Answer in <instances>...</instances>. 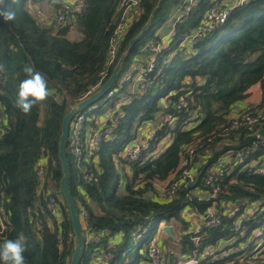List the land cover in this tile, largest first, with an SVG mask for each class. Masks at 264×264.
<instances>
[{
  "label": "trees",
  "instance_id": "1",
  "mask_svg": "<svg viewBox=\"0 0 264 264\" xmlns=\"http://www.w3.org/2000/svg\"><path fill=\"white\" fill-rule=\"evenodd\" d=\"M136 1V7L124 16L127 27L118 40L115 59L102 84L157 2ZM223 1L195 0L187 16L174 23L169 46L156 53L154 70L137 82L135 75L138 70H145L147 64L131 70L135 56L149 51L146 44L158 37L157 30L169 19L171 10L187 2L162 0L150 25L122 64L119 75H131L129 86L124 81L110 98L97 102L94 109L84 110L90 128L102 124L108 127L111 123L106 121L108 112L118 120L111 126V132L102 135L98 161L84 162L83 171H92L96 181L83 178L66 152L68 189L75 203L87 209L86 232L101 236L99 243L83 251L80 264H89L94 247L107 248L113 242L116 247L109 264H146L144 253L162 219L174 218L183 228V234L175 242L180 251L169 254V264H175L178 255H192L193 249L200 252L204 245L228 233L230 222L225 219L221 227L207 229L209 236L195 246L190 239L192 233L187 231L190 221L181 213L186 205L196 211L209 206L211 199L189 198L185 193L209 189L203 185L205 172L227 150L237 152L258 142L259 152L264 153L259 134L264 127V0L240 1L231 7L224 22L202 36H191L210 6H228V1ZM120 3L121 0H84L82 9L69 14V20L58 27L54 24L58 0H18L13 4L14 21L5 23L0 17V64L4 66L0 71V204L4 210L0 244L23 236L25 264H69L75 240L67 241V234L73 231L59 186L60 124L70 105L97 85L100 72L106 67L110 40L122 17ZM38 8L46 15L38 14ZM71 29L80 34L78 39L68 37ZM25 65L47 78L49 90L48 98L34 104L27 114L16 106L19 85L27 78ZM145 81L147 87L141 91L139 83ZM117 82L116 79L114 86ZM255 84L261 88L260 100L240 105L250 97ZM180 97L187 105L178 108ZM104 104L108 105L106 109H102ZM244 111L261 112L260 121L250 130L239 128L223 136L230 121ZM167 115L171 118L166 119ZM145 122L148 124L144 125ZM151 127L156 129L155 138L140 159L129 164L118 162L122 148L140 140ZM164 141L163 151L155 154ZM190 146L199 151L193 159L197 165L193 171L195 176L200 173L199 179L194 186H179L174 196L169 197L166 192L173 182L170 179L180 174L181 157ZM42 160L45 184L44 190H39L37 163ZM240 165L232 161L220 164L223 174L219 177L221 188L216 198L236 203L264 199V175L254 173L251 166ZM120 176L124 178L122 191L118 192ZM156 184H165V190ZM46 190L59 198L63 211L60 224L46 220L43 198ZM136 227L138 238L133 234ZM140 238L145 248L140 244L133 254L134 243Z\"/></svg>",
  "mask_w": 264,
  "mask_h": 264
},
{
  "label": "built area",
  "instance_id": "2",
  "mask_svg": "<svg viewBox=\"0 0 264 264\" xmlns=\"http://www.w3.org/2000/svg\"><path fill=\"white\" fill-rule=\"evenodd\" d=\"M239 0L236 3H239ZM59 9L54 17V24L56 27L63 25L67 22L68 15L80 11L83 7L84 0H58ZM236 3H231L218 8L213 5L208 11L209 21L204 22L202 27L204 31L197 32L193 31L191 36L197 37L202 36L206 32H209L215 25L222 23L228 16L229 10ZM137 5L136 0H121L120 8L122 9L121 20L117 23L113 36L110 40V46L107 51V62L104 70L100 72V79L97 81V85L91 87L90 91L95 90L102 84L103 79L107 76L108 67L113 63L116 55V47L118 40L123 36L127 27V18L124 16ZM191 0H188L185 4H182L183 10L176 11L173 15V20L171 23V28L169 29L167 35H171L174 28V23L177 20L183 19L187 16L190 7ZM37 7V6H36ZM38 14H42V11L38 8L36 9ZM169 46L168 39L163 37L152 38L147 44V49L151 52V57L148 59L147 67L145 70H138L135 75L136 81H141L146 76L147 72L154 70L155 55L157 52L166 49ZM131 78L130 74L124 76L123 81H118L116 86L114 84L104 93L100 98V103L104 100L110 98L114 92L121 88L124 81ZM147 81L139 83V89L144 91L147 87ZM114 86V87H113ZM89 91V92H90ZM87 93L90 94V93ZM92 93V92H91ZM86 95V96H87ZM187 102L183 97H180V102L177 104L178 108L186 106ZM97 104H93L90 107L77 112L69 122L68 136L66 141V152L70 154L73 158L75 166L81 170L83 173V178L87 180H97L92 171H83L84 162H97L98 155L97 149L101 142L102 135L105 132H111V126L117 122L118 117H114L112 113L108 112L106 115V121H111L108 127H104L103 124L97 128H90L86 125V110H91L96 108ZM85 110V111H84ZM264 115V112H263ZM262 116L261 112L253 114L244 111L243 115L240 117H234L228 126L223 131V136H227L230 131L237 130L239 128H244L250 130L256 123L260 121ZM171 118L170 115L166 116V119ZM191 124L187 123V127ZM156 129L151 127L147 129L143 137L135 142L125 145L121 152L119 153L118 162L124 161L127 164L137 161L141 157V153L145 151L150 142L155 138ZM2 133V128L0 126V135ZM264 142V136H262ZM166 141L160 142L158 148L162 150L166 146ZM199 151L196 150L194 146L187 147L186 153L181 157L180 168L181 172L177 176L174 174L170 180L173 179L169 190L166 195L173 197L175 191L179 186L190 187V184L195 179V172L193 169L197 166L194 162V155ZM209 152V150H208ZM258 142H254L249 147L241 148L237 152L234 150H227L224 155L219 157L213 165H210L203 178V185L207 186L208 190H191V194L185 193L186 196L191 198L195 196L198 200L206 199L212 200L208 207L203 211L192 210L190 205H186L181 211V213L190 221V226L187 231L192 233L190 239L195 246L201 242L205 237H208L207 229L219 228L224 224V220L228 219L230 222L228 233L217 237L214 242L207 243L204 245L200 252L197 253V248L193 249L192 255L182 256L181 259L175 261V264H199L200 262H207L208 264H264V199L261 200H244L241 203L231 202V201H221L216 198L217 193L220 191L219 177L223 174V168L220 164L225 163V161H232L235 164H241L242 168L251 166L254 173L264 175V153L259 152ZM256 155L252 158L250 155ZM157 154V150L155 151ZM37 179L39 184V190H44L45 184V161L37 163ZM161 186L164 191L165 184H156ZM194 186V185H193ZM43 198L45 202L46 209V220L51 223L60 224L63 219V211L59 198L53 195L50 191L46 190L43 192ZM186 202V200L184 201ZM180 203L179 205H182ZM77 206L78 214L80 218V223L85 234L84 238V249L89 248L92 244L99 243L101 241L100 234L87 233L86 232V222L88 217L87 209L83 206ZM176 223L180 224L177 220L173 218ZM40 222V220H38ZM167 221L166 223H168ZM160 224V222H159ZM4 226V210L0 204V228ZM163 231V230H162ZM174 232V231H173ZM135 238L139 237V230L136 227ZM183 234V228L179 230V234H175V240L178 239ZM156 235V234H155ZM74 234L69 232L67 234L68 243L73 241ZM159 239V237H158ZM158 239L153 236L150 241L144 255L147 257L146 264H169L170 256L168 251H164L162 244ZM75 240V239H74ZM75 243V242H74ZM115 243L113 242L107 248L94 247L90 253L89 264H109L113 257V251H115ZM172 254V253H171ZM181 257V256H180Z\"/></svg>",
  "mask_w": 264,
  "mask_h": 264
},
{
  "label": "water",
  "instance_id": "3",
  "mask_svg": "<svg viewBox=\"0 0 264 264\" xmlns=\"http://www.w3.org/2000/svg\"><path fill=\"white\" fill-rule=\"evenodd\" d=\"M161 1L162 0H157L156 5L151 10L145 23L141 26L140 30L129 40L127 48L118 57L110 75L104 81V83L94 92L88 94L82 99L71 104L68 111L64 114L61 120L60 134L58 138V153H57L58 159L61 164V173H62L61 178L59 180V186L62 196L68 208V214L71 221L72 231L75 239V245L69 264H80L81 256L84 249V238H85V234L80 223V218L75 200L68 189L69 172H68V161L66 156V141L68 136L69 122L77 112L95 104L104 95V93L115 83L117 76L119 75L120 70L122 68V64L124 62L125 57L130 53L134 44L139 40V38L143 35L145 30L150 25L154 17V13L159 8ZM259 134L261 136H264V127L259 130ZM199 175L200 173L196 174L195 179L190 184V186H193L197 183L199 179ZM161 228L168 237L175 240V233L173 232L172 226L169 223H164L161 226Z\"/></svg>",
  "mask_w": 264,
  "mask_h": 264
},
{
  "label": "clouds",
  "instance_id": "4",
  "mask_svg": "<svg viewBox=\"0 0 264 264\" xmlns=\"http://www.w3.org/2000/svg\"><path fill=\"white\" fill-rule=\"evenodd\" d=\"M17 3L18 0H0V17L5 23L15 20L13 4ZM3 70L4 66L0 64V71ZM23 71L27 78L21 81L19 85L16 106L27 114L34 104L48 98L49 90L47 78L41 72L29 65H25ZM24 239L21 236L15 240H5L3 244H0V264H25L26 246Z\"/></svg>",
  "mask_w": 264,
  "mask_h": 264
},
{
  "label": "rangeland",
  "instance_id": "5",
  "mask_svg": "<svg viewBox=\"0 0 264 264\" xmlns=\"http://www.w3.org/2000/svg\"><path fill=\"white\" fill-rule=\"evenodd\" d=\"M188 1V0H187ZM227 0H225V1H223V3H225ZM237 1H239V0H230V1H228V3L229 4H231V3H236ZM195 3V0H191V7H190V10H191V8H192V6H193V4ZM214 5H216L218 8H221V7H223L224 5H222V4H214ZM136 6H134V8H135ZM211 7H213V5L212 6H210L209 8H208V10L205 12V15L203 16V19H202V22L200 23V25L195 29V31H197V32H203L204 31V27H202V24L204 23V22H208L209 21V17H208V11H209V9L211 8ZM175 8V10H174V12L172 13V15L171 16H173L174 15V13L177 11H180V10H183V6L180 4V5H178V6H176V7H174ZM189 10V11H190ZM224 22V21H223ZM207 33V32H206ZM204 35V34H203ZM79 36H80V34L77 32V31H75L74 29H71L70 31H69V33H68V37L69 38H71V39H78L79 38ZM151 57V56H150ZM149 57V58H150ZM148 63V62H147ZM124 76H123V74L122 75H118L117 76V80L118 81H123L124 79ZM126 83H127V86H129V82H128V80H126ZM137 83V82H136ZM101 101V99H99L97 102H100ZM96 102V103H97ZM102 109H106L107 107H108V105L107 104H104V105H102ZM148 123L147 122H145L144 123V125H147ZM163 150L161 149V148H158L157 149V153H160V152H162ZM117 166H118V168L120 169V164L117 162ZM121 170V169H120ZM124 177L123 176H120V180H119V185H118V183H117V185H118V192H121L122 191V188H121V181H122V179H123ZM116 185V184H115ZM161 187V186H160ZM161 189H162V187H161ZM183 213V212H182ZM167 222V220L166 219H162L161 221H160V224H159V226H158V229L156 230V235H155V238L156 239H158V237H159V239H158V241L162 244V246H163V248H164V251H166L167 249H172L173 247L174 248H178V246L174 243V242H171V238L170 237H168L167 235H166V233L165 232H163L162 231V228H161V226L164 224V223H166ZM172 227H173V229L175 230L174 232H175V234H179V230L181 229V226H180V224H178V223H176V221H174L173 220V218H171L170 220H169V222H168ZM142 242H143V238L141 239H139L138 241H136L135 243H134V246H133V254H135V252H136V249H137V247L140 245V244H142ZM176 242V241H175ZM142 247L143 248H145V243H143L142 244ZM178 257H179V259H181L182 257H180V255H178ZM176 261V260H175Z\"/></svg>",
  "mask_w": 264,
  "mask_h": 264
},
{
  "label": "crops",
  "instance_id": "6",
  "mask_svg": "<svg viewBox=\"0 0 264 264\" xmlns=\"http://www.w3.org/2000/svg\"><path fill=\"white\" fill-rule=\"evenodd\" d=\"M227 1H230V0H227ZM174 10L175 9L171 10V15L174 12ZM171 15H170L169 19L162 26H160V28L157 30L158 37L161 36L164 39H169L170 36L167 35V33H168L169 29L171 28V23L173 20V16H171ZM150 56L151 55H150L149 51H147V52L141 51L138 55L135 56L134 61H132L130 69L131 70L139 69L142 65L147 64L148 58ZM260 98H261V88H260L259 84H255L251 87L250 97L245 101V103L240 104V105L244 106V105H248V104H254V103L258 102L260 100ZM172 230L175 231L173 229V227H172ZM114 240H112V241H114ZM170 240H171V242H174V243L176 241L173 239H170ZM175 244L178 246L177 243H175ZM167 251L169 254L172 253L175 255L176 253H178L180 251V248H179V246H178V248L173 247L172 249H167Z\"/></svg>",
  "mask_w": 264,
  "mask_h": 264
},
{
  "label": "bare ground",
  "instance_id": "7",
  "mask_svg": "<svg viewBox=\"0 0 264 264\" xmlns=\"http://www.w3.org/2000/svg\"><path fill=\"white\" fill-rule=\"evenodd\" d=\"M55 17V16H54Z\"/></svg>",
  "mask_w": 264,
  "mask_h": 264
}]
</instances>
